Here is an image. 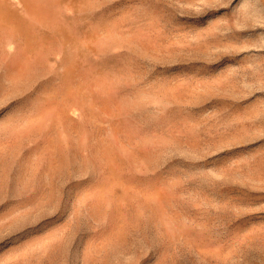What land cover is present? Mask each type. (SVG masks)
<instances>
[{
	"label": "rangeland",
	"instance_id": "1",
	"mask_svg": "<svg viewBox=\"0 0 264 264\" xmlns=\"http://www.w3.org/2000/svg\"><path fill=\"white\" fill-rule=\"evenodd\" d=\"M0 264H264V0H0Z\"/></svg>",
	"mask_w": 264,
	"mask_h": 264
}]
</instances>
